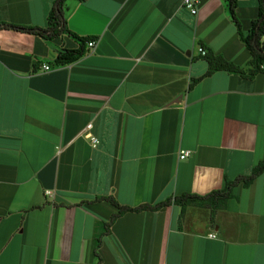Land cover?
<instances>
[{
    "label": "crops",
    "instance_id": "crops-1",
    "mask_svg": "<svg viewBox=\"0 0 264 264\" xmlns=\"http://www.w3.org/2000/svg\"><path fill=\"white\" fill-rule=\"evenodd\" d=\"M56 1L0 0V23L46 28ZM182 1L65 0L67 29L95 42L65 66L71 38L0 30V264H264V173L213 220L211 199L106 228L117 210L101 198L206 197L264 162V71L251 74L224 0H198L195 15ZM258 8L239 1L242 34ZM199 49L242 73L204 77Z\"/></svg>",
    "mask_w": 264,
    "mask_h": 264
},
{
    "label": "trees",
    "instance_id": "trees-1",
    "mask_svg": "<svg viewBox=\"0 0 264 264\" xmlns=\"http://www.w3.org/2000/svg\"><path fill=\"white\" fill-rule=\"evenodd\" d=\"M224 1L228 5L230 17L234 22V24H236L240 32V36L244 46L251 54L252 57L251 64L254 68V72H251V74L254 75L256 73L263 72L264 70L261 69V66L263 65L264 62V0H257L259 7L258 15L256 19L252 21L251 28L249 32L245 35L242 34L240 24L238 23L235 16V10L240 0H224ZM64 2L65 0H57L55 2L54 7L52 8L51 12L48 14L46 28L22 27V26L0 23V30H14L21 33L30 34L36 37H40L48 42L55 41L56 39L65 36L71 38L72 40L75 41L78 47L73 50L61 49L60 51H58V55L55 59V65L65 66L75 63L85 55L86 44L90 39L78 37L77 35L73 34L67 29L65 19L63 16ZM203 59L208 64V70L204 77L210 76L211 74L217 71H224L235 74L242 73L241 69L234 66L232 63L227 62L224 58L214 55L211 51L206 52V54L203 56ZM198 81L199 80H195V82ZM263 173H264V162L261 163L260 165H257L252 171L250 176L240 177L234 182H227L225 184L224 189H222L221 191L211 193L206 197H198L194 195H184L182 197H175L173 199H168L162 203H159L155 206L142 205L138 208H130V207L120 206L113 199L101 198L100 201H106L110 203L117 210L116 214H114L111 217L110 222L106 225V228L108 230L110 225L116 218L126 213L157 211L169 206L171 203L181 208L180 217H182L184 208L186 206H191V205L196 206L199 204L200 206L205 207V205H203V202L211 199L216 200L217 202V203L215 202L216 203L215 207L209 208L211 212V220H213L215 209H218L219 206L223 204V202L233 198L232 190L236 186L240 184L247 186Z\"/></svg>",
    "mask_w": 264,
    "mask_h": 264
},
{
    "label": "built area",
    "instance_id": "built-area-1",
    "mask_svg": "<svg viewBox=\"0 0 264 264\" xmlns=\"http://www.w3.org/2000/svg\"><path fill=\"white\" fill-rule=\"evenodd\" d=\"M182 5L185 9H187L192 15H195L197 13V8H198V0H183ZM87 47L89 50H92L94 48L95 42L94 41H88L87 42ZM199 54L204 56L206 52L202 49H199ZM44 71H49L48 66H43L42 67ZM261 69L264 70V64L261 66ZM91 129V125L87 126V131ZM88 139H90V142L92 143L93 146L97 144V140L92 137L91 135L87 134ZM179 159L184 160L189 156V152L187 151H181L179 153ZM210 237H214L213 235H210Z\"/></svg>",
    "mask_w": 264,
    "mask_h": 264
}]
</instances>
